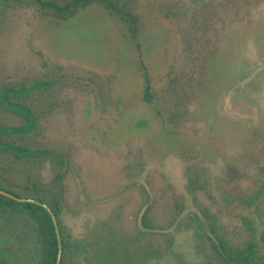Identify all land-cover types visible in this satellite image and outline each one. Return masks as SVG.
<instances>
[{
    "label": "rangeland",
    "instance_id": "1",
    "mask_svg": "<svg viewBox=\"0 0 264 264\" xmlns=\"http://www.w3.org/2000/svg\"><path fill=\"white\" fill-rule=\"evenodd\" d=\"M1 142L67 264H264V0H1Z\"/></svg>",
    "mask_w": 264,
    "mask_h": 264
},
{
    "label": "trees",
    "instance_id": "2",
    "mask_svg": "<svg viewBox=\"0 0 264 264\" xmlns=\"http://www.w3.org/2000/svg\"><path fill=\"white\" fill-rule=\"evenodd\" d=\"M34 1L42 8L62 13L71 11L89 0H72L61 6L50 1ZM111 7L113 8L112 5ZM144 82V100L148 101L149 81L145 71ZM23 111H25L28 122L21 131L27 132L33 127L34 120L28 111ZM13 131L15 132L16 130L13 129ZM0 150L10 152L17 158L26 154L22 149L2 142L0 143ZM32 188L35 190L36 186L32 184ZM4 192L21 199L14 192L6 190ZM32 200L36 201L37 204L31 202L22 203L0 194V264H67V254L72 247V240L69 235L63 232L59 219L60 206L58 201H56V196L49 193V195L36 196ZM51 214L56 221L59 239L56 235V227ZM21 229H24L25 235H23ZM219 245L221 249H224L221 243ZM59 251H61L60 261H58ZM219 255L226 260L228 258L230 262L244 264L251 260L253 254L252 252H247L238 257L225 252Z\"/></svg>",
    "mask_w": 264,
    "mask_h": 264
},
{
    "label": "water",
    "instance_id": "3",
    "mask_svg": "<svg viewBox=\"0 0 264 264\" xmlns=\"http://www.w3.org/2000/svg\"><path fill=\"white\" fill-rule=\"evenodd\" d=\"M0 194H1V195H4V196H6V197L12 198V199H14V200H18L19 202H22V203H24V202H31V203H36V204H37V202H36V201H33V200L17 199V198H15V197H13L12 195H10V194L4 192L3 190H0ZM43 207H44V206H43ZM51 216H52L53 223H54V225H55V227H56V228H55V229H56V235H57V237H58V239H59V231H58V228H57V225H56L55 218H54V216H53L52 214H51ZM60 256H61V251H59L58 261H60Z\"/></svg>",
    "mask_w": 264,
    "mask_h": 264
}]
</instances>
